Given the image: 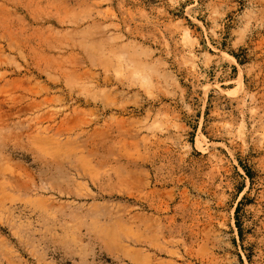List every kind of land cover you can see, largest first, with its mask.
Returning a JSON list of instances; mask_svg holds the SVG:
<instances>
[{"label":"rangeland","instance_id":"rangeland-1","mask_svg":"<svg viewBox=\"0 0 264 264\" xmlns=\"http://www.w3.org/2000/svg\"><path fill=\"white\" fill-rule=\"evenodd\" d=\"M0 264H264V0H0Z\"/></svg>","mask_w":264,"mask_h":264},{"label":"trees","instance_id":"trees-1","mask_svg":"<svg viewBox=\"0 0 264 264\" xmlns=\"http://www.w3.org/2000/svg\"><path fill=\"white\" fill-rule=\"evenodd\" d=\"M234 56H236V57H237V55H236V54H234Z\"/></svg>","mask_w":264,"mask_h":264}]
</instances>
